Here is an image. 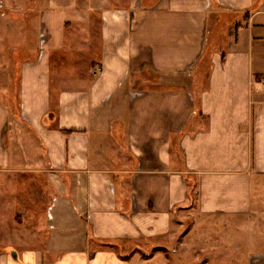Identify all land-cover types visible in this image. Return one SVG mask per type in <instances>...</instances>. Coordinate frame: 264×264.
<instances>
[{"label": "crops", "instance_id": "1", "mask_svg": "<svg viewBox=\"0 0 264 264\" xmlns=\"http://www.w3.org/2000/svg\"><path fill=\"white\" fill-rule=\"evenodd\" d=\"M32 1L46 48L0 86V264H168L193 201L250 210L264 0Z\"/></svg>", "mask_w": 264, "mask_h": 264}, {"label": "rangeland", "instance_id": "2", "mask_svg": "<svg viewBox=\"0 0 264 264\" xmlns=\"http://www.w3.org/2000/svg\"><path fill=\"white\" fill-rule=\"evenodd\" d=\"M34 6L32 0H0V86L11 83L19 65L36 56L34 48L39 55V9ZM14 93L9 106L19 111ZM178 216L174 225H182L181 233L170 243H160L171 257L168 264H254L264 253V177L253 180L247 213L203 214L193 201Z\"/></svg>", "mask_w": 264, "mask_h": 264}, {"label": "built area", "instance_id": "3", "mask_svg": "<svg viewBox=\"0 0 264 264\" xmlns=\"http://www.w3.org/2000/svg\"><path fill=\"white\" fill-rule=\"evenodd\" d=\"M39 42H40V55H42L44 53V49L45 46L44 44L46 43V38H45V34L43 32L40 33V38H39Z\"/></svg>", "mask_w": 264, "mask_h": 264}, {"label": "trees", "instance_id": "4", "mask_svg": "<svg viewBox=\"0 0 264 264\" xmlns=\"http://www.w3.org/2000/svg\"><path fill=\"white\" fill-rule=\"evenodd\" d=\"M206 50V49H205Z\"/></svg>", "mask_w": 264, "mask_h": 264}]
</instances>
